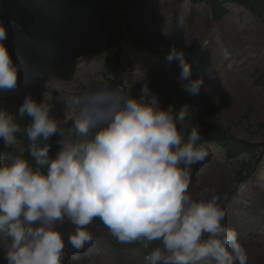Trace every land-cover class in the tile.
<instances>
[{
	"label": "rangeland",
	"instance_id": "obj_1",
	"mask_svg": "<svg viewBox=\"0 0 264 264\" xmlns=\"http://www.w3.org/2000/svg\"><path fill=\"white\" fill-rule=\"evenodd\" d=\"M250 1L261 16L221 1L225 11L214 17L207 5L188 0H0L4 44L20 69L17 90L0 93V109L16 114L30 96L52 106L59 119L58 96L70 98L104 78L134 98L147 88L163 110L187 107L193 125L212 111L215 124L200 129L209 156L192 168L189 192L195 197L207 189L218 196L248 264H264V0ZM93 6L122 20L115 45L99 31ZM170 47L183 52L192 79L203 80L199 97L178 83L177 62L166 60ZM18 122L26 127L31 120ZM217 133L246 147L228 155L205 139ZM17 139L12 149L0 144V156L26 152V136ZM58 140L49 141L51 157L59 151ZM73 230L67 223L60 227L65 238ZM89 231L93 244L81 252L65 239L62 264H144L149 254L140 244L117 243L98 221ZM8 246L0 237V264H7Z\"/></svg>",
	"mask_w": 264,
	"mask_h": 264
},
{
	"label": "clouds",
	"instance_id": "obj_2",
	"mask_svg": "<svg viewBox=\"0 0 264 264\" xmlns=\"http://www.w3.org/2000/svg\"><path fill=\"white\" fill-rule=\"evenodd\" d=\"M6 39L0 26V93L17 90L20 70ZM166 60L177 62L178 83L199 97L204 82L192 79L183 52L170 47ZM56 103L59 119L30 96L16 114L0 109L5 148H14L18 135L28 140L26 152L0 156L7 264H62L65 239L83 251L93 244L89 228L97 221L117 243L142 245L149 253L144 264H248L219 197L189 192L191 170L209 150L187 107L163 110L147 88L134 98L104 78ZM25 117L26 127L18 122ZM57 136L59 151L51 157L49 141ZM65 223L74 229L66 238Z\"/></svg>",
	"mask_w": 264,
	"mask_h": 264
},
{
	"label": "trees",
	"instance_id": "obj_3",
	"mask_svg": "<svg viewBox=\"0 0 264 264\" xmlns=\"http://www.w3.org/2000/svg\"><path fill=\"white\" fill-rule=\"evenodd\" d=\"M233 2L236 3L246 10L253 12L254 14H257V16H261V8H258L254 5L253 1L250 0H189L190 3H198V4H206L214 17H219L224 12V8L220 7L221 2ZM93 14L95 15V18L97 20V25L99 31L106 37L107 40L113 43L115 45V41L119 38L120 34L122 33V27L120 26L122 20H120V17L116 16L114 12L107 13L105 10H102L101 8H98L97 6H93ZM119 11H117L118 14ZM115 16V17H114ZM16 19V18H15ZM20 27H25V24L22 22H19ZM207 114L204 117H201L199 122L196 123L200 129L204 130L206 125L208 124H215V118L213 117V112H206ZM19 121V120H18ZM209 141L214 142L215 144L219 145L221 148H223L228 154L231 151H235L234 149L243 148L246 147V144L243 143V141L236 140L230 136H224L222 134L217 133V135H209L208 137ZM3 141H0V144H2ZM229 155V154H228Z\"/></svg>",
	"mask_w": 264,
	"mask_h": 264
}]
</instances>
